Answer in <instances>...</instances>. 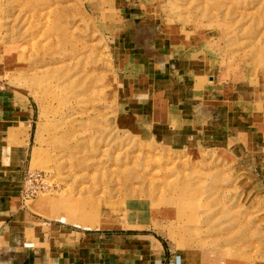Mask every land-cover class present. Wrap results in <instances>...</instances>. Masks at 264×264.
Returning a JSON list of instances; mask_svg holds the SVG:
<instances>
[{
    "label": "rangeland",
    "instance_id": "1",
    "mask_svg": "<svg viewBox=\"0 0 264 264\" xmlns=\"http://www.w3.org/2000/svg\"><path fill=\"white\" fill-rule=\"evenodd\" d=\"M4 93L32 116L4 199L36 225L97 235L104 264L130 233L166 264H264V0H0Z\"/></svg>",
    "mask_w": 264,
    "mask_h": 264
},
{
    "label": "crops",
    "instance_id": "2",
    "mask_svg": "<svg viewBox=\"0 0 264 264\" xmlns=\"http://www.w3.org/2000/svg\"><path fill=\"white\" fill-rule=\"evenodd\" d=\"M145 52L150 54L147 50ZM163 65L170 69L169 61ZM2 95H0V155L3 156L7 151L4 143L9 135L15 134L14 129L18 128L17 126L30 123L32 116L28 109H25L24 100L18 99L15 95L12 97L5 93L4 96ZM181 102L182 107L177 114V122L180 124L177 129L178 140L194 137L196 131L193 130L192 124L198 120L197 112L200 109V106L190 107L187 101ZM206 117L212 116H209L208 112ZM167 121L169 122V117ZM169 129L173 130L170 126ZM2 156L0 160V264H104L102 255H105V252L99 251L98 243L94 246L90 245L91 240H97V235L92 237L86 232H67L52 224L45 227V222L43 225H36V222L32 220L33 216L22 207H17L13 202L14 199H4V182L10 183V180L13 182L15 179L4 178V170H6L4 167L7 165L4 164ZM20 165L21 163H18L17 167ZM29 231H33V235L27 239L26 232ZM137 239L141 240L140 247L136 246ZM118 240L120 246L114 248L112 257L108 255L115 260V263L146 264L142 262L148 260V264L150 262L166 264L164 248L160 244L153 243L154 241L149 237L130 233L121 238L118 237ZM140 250L146 251L147 256H136V262L127 259L128 253L134 254ZM106 264H111V261Z\"/></svg>",
    "mask_w": 264,
    "mask_h": 264
},
{
    "label": "bare ground",
    "instance_id": "3",
    "mask_svg": "<svg viewBox=\"0 0 264 264\" xmlns=\"http://www.w3.org/2000/svg\"><path fill=\"white\" fill-rule=\"evenodd\" d=\"M184 190V189H183ZM182 194H185L186 192L185 191H181Z\"/></svg>",
    "mask_w": 264,
    "mask_h": 264
}]
</instances>
